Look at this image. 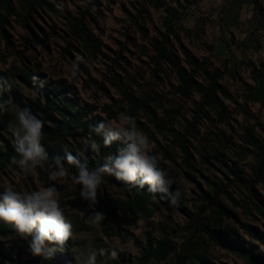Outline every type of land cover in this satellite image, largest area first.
<instances>
[{
    "label": "rangeland",
    "instance_id": "1",
    "mask_svg": "<svg viewBox=\"0 0 264 264\" xmlns=\"http://www.w3.org/2000/svg\"><path fill=\"white\" fill-rule=\"evenodd\" d=\"M0 77L11 85L1 101L8 111L0 115V151L6 141L14 145L16 111L31 108L42 119L43 94L52 100L51 93L69 88L65 95L90 110L83 123L134 117L174 180L172 190L181 192L177 206L154 193L148 219L137 208L142 192L104 176L96 211L107 218L93 225L79 185H48L46 162L25 176L0 156V192L56 187L73 226L54 253L63 264L101 248L118 255H98V264H262L234 244L264 262V1L0 0ZM216 77V101L208 104ZM48 112L52 120L45 124L56 129L63 119ZM92 141L71 126L64 140L43 133L41 143L49 153L67 151L88 164L101 157ZM30 240L11 234L0 245L14 246L13 258L24 264L38 258L27 253ZM163 240L171 247L167 258L143 261L146 244L155 249Z\"/></svg>",
    "mask_w": 264,
    "mask_h": 264
},
{
    "label": "clouds",
    "instance_id": "2",
    "mask_svg": "<svg viewBox=\"0 0 264 264\" xmlns=\"http://www.w3.org/2000/svg\"><path fill=\"white\" fill-rule=\"evenodd\" d=\"M80 59L77 57L78 61ZM73 68L76 69L77 65L73 64ZM72 75L76 77L77 72L73 71ZM10 87L8 81L0 77V91ZM7 111L8 105L0 102V113ZM15 119L17 123L12 131L17 155L12 157L11 164L16 165L25 176L33 175L38 167L44 168L48 160L41 143L44 124L28 108L16 111ZM118 121L117 124L112 120H102L90 128L89 137L93 132L102 136L106 147L114 142L122 145L116 154L108 155L102 165L90 169L87 162H81L66 151L65 159L76 171L70 173L61 159L57 158L53 170L49 172L50 180L62 181L69 188L80 186V197L91 209L89 220L93 225H99L107 218L106 214L96 211L98 189L105 174L115 176L129 189H144L147 186L149 192L160 193L161 198L167 199L172 206H177L181 197L178 189L172 190L174 180L159 166L158 155L151 154L149 138L138 129L135 118L121 113ZM90 146L93 150L97 148L94 141ZM57 197L58 191L54 186L41 187L32 192H21L12 186H5L0 192V222L13 226L22 238L31 237L29 249L33 256L51 258L58 250L56 246L62 249L73 235V226L67 220ZM109 252L112 258L118 255L114 248L90 250L87 253L82 251L75 256L76 264H98V255Z\"/></svg>",
    "mask_w": 264,
    "mask_h": 264
},
{
    "label": "trees",
    "instance_id": "3",
    "mask_svg": "<svg viewBox=\"0 0 264 264\" xmlns=\"http://www.w3.org/2000/svg\"><path fill=\"white\" fill-rule=\"evenodd\" d=\"M252 2L254 3L255 6H257V0H254ZM80 25L82 26L81 23ZM184 78L185 80L187 79V82L194 83L193 82L194 80L186 73H185ZM217 80H218L217 77L211 78V84L213 85V89L210 90V93L208 95V101H207L208 104H212L216 101V96H215L216 89H214V86L217 85ZM0 93L4 95V97L0 98V102L1 101L7 102V99L9 98L8 88H5L4 90L0 91ZM66 93L71 94V90H69V88H66L60 94L55 95L51 93L52 100L47 95L43 94V98L46 101L47 107L45 110H43V114H42L43 117L41 120L43 121V124H44L42 131L51 139L64 140V138H66L67 135H70L71 126L75 128H83L85 133H89L90 128L99 123V122L98 123L95 122V120L87 121L83 123V119L86 117V115H88L90 111L88 106H83V107L78 106L74 100H72L70 97L65 95ZM51 108L54 109L56 114H58L63 119V122L60 125H58L56 129H49L45 124L46 121L52 120L48 112V110ZM28 109L31 110V108H28ZM91 135L94 136V142L96 143V145H98L100 149L99 155L101 157L108 156V155H114L117 153L118 148L122 147V145L119 142H114L111 146L106 147L104 145L102 136H98L94 132ZM44 149L48 156V160L46 161L47 167L44 172V179H45L46 184L50 185V179L48 178L47 175H48V172L51 171L52 166H53L52 159L54 157L55 158L57 157V158H60L62 162L67 163V161L61 152L54 151L52 153H49L48 148H44ZM4 151L5 152L0 151V156L1 157L5 156L8 160H11L13 156L17 155L14 151L13 145H11L8 141H6V143L4 144ZM101 157L98 158L95 163L89 162L88 163L89 168L93 169L96 166L101 165V161H102ZM70 166L76 171L74 166L72 165ZM105 178L108 181H111L110 176H108V174H105ZM123 186L125 185L123 184ZM125 187L128 188L127 186ZM131 189L134 192H142V198H140V200L137 202L138 204L137 208L143 211L146 218L148 219L151 218L156 210L155 208H152L153 207L152 200L154 197V193L149 192L148 189L147 190L138 189V188H131ZM212 203L217 205L214 201H212ZM133 208L134 210H138L136 209V207H133ZM11 234L17 235L18 233L16 232L14 227L11 226L10 224L0 222V238L6 239ZM215 234H216L215 235L216 239H218L219 241H222L221 236H219L217 232H215ZM29 242L30 241L28 242L26 241L25 243H27L26 244L28 248L27 253L30 255L31 252L29 249ZM234 246L236 250L241 252L244 256L249 257L250 260H252L254 263L264 264V262H261L260 258L254 256L253 253L245 250L244 248L240 247L238 244L237 245L234 244ZM67 251H68V248L66 246V252ZM170 251H171V247L168 245L166 240L159 242L155 249L153 248L152 242H148L146 244V247L143 249L144 255H143L142 260L148 261L152 258H158L160 260H165L167 256L169 255ZM14 253H15L14 246L13 247L8 246V249H5L0 245V264H18V260L13 258ZM106 256L108 257V254L103 255V257H106ZM24 264H63V263L57 257H54V254H53L52 257L49 259H45L43 257L31 258L27 260Z\"/></svg>",
    "mask_w": 264,
    "mask_h": 264
},
{
    "label": "crops",
    "instance_id": "4",
    "mask_svg": "<svg viewBox=\"0 0 264 264\" xmlns=\"http://www.w3.org/2000/svg\"><path fill=\"white\" fill-rule=\"evenodd\" d=\"M240 1H242V3H243V5H245V6H251V5H254V3L252 2V1H254V0H240ZM263 2L264 0H260V2Z\"/></svg>",
    "mask_w": 264,
    "mask_h": 264
}]
</instances>
